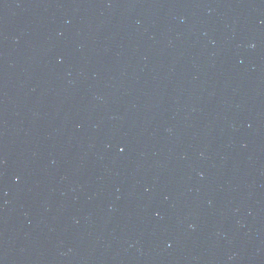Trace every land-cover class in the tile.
<instances>
[{
	"label": "water",
	"instance_id": "1",
	"mask_svg": "<svg viewBox=\"0 0 264 264\" xmlns=\"http://www.w3.org/2000/svg\"><path fill=\"white\" fill-rule=\"evenodd\" d=\"M0 264H264V0H0Z\"/></svg>",
	"mask_w": 264,
	"mask_h": 264
}]
</instances>
